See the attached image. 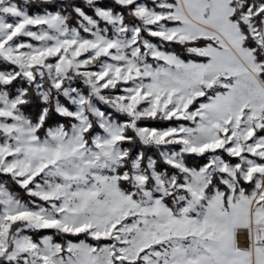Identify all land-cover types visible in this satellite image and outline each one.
I'll use <instances>...</instances> for the list:
<instances>
[{"label":"snow or ice","instance_id":"snow-or-ice-1","mask_svg":"<svg viewBox=\"0 0 264 264\" xmlns=\"http://www.w3.org/2000/svg\"><path fill=\"white\" fill-rule=\"evenodd\" d=\"M0 264H264V0H0Z\"/></svg>","mask_w":264,"mask_h":264}]
</instances>
